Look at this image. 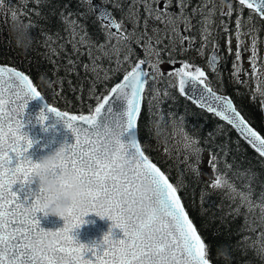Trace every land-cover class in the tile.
<instances>
[{"label": "snow or ice", "instance_id": "snow-or-ice-1", "mask_svg": "<svg viewBox=\"0 0 264 264\" xmlns=\"http://www.w3.org/2000/svg\"><path fill=\"white\" fill-rule=\"evenodd\" d=\"M35 2L47 4L51 0ZM191 2L129 0L125 13L126 24L123 17L116 18L107 8L111 0H100L99 5L92 4L91 0H78L82 6L87 3L92 13L96 14L105 36L103 43L91 40L86 25L80 23L83 14L73 18L72 13L61 12L65 30L70 28L67 43L72 45L77 56L85 54L89 57V63H84L82 67L85 73L93 76L89 98L95 100V106L87 105L88 114H83V109H80L78 115L61 111L48 103L44 106L71 129L75 142L63 144L62 165L76 174L86 188L83 204L70 210L63 218L64 226L55 231L41 227L37 217L38 204L45 198L39 187L38 191L29 192V196L34 197L30 203L27 197L22 201L13 191V186L18 182L23 187L31 185L35 179L33 173L38 163L27 155L34 141L23 131V118L28 102L43 96L29 75L16 67L0 65V264H213L210 245L206 243L180 194L181 182H173L170 174L162 170L147 153L146 145L150 137H140L142 101L147 100L150 124L152 116L160 111L159 106L170 98L167 91L161 98V94L150 87L149 91L153 95L148 99L145 85L150 80L154 82L157 76L162 78L164 75L159 68L164 62L159 47L164 39H168L165 47L172 46L171 51L176 50L177 36L182 37L181 44L187 41L188 48H191L195 38L184 33L194 29L193 19L200 16L198 23L201 25V37L207 42L211 36L213 17L217 13L229 18L234 13L236 15L237 62L241 59L243 37L253 34L249 62L255 78L259 72L258 33L264 27L253 23L248 32L243 29L257 17L264 20V0H199L198 6L192 7L189 12ZM3 5L4 0H0V7ZM113 8L124 11L119 2ZM245 10L249 13L247 20L243 17ZM52 14H55L54 10ZM36 15L40 16L41 13L37 11ZM11 16L14 23L17 12L13 11ZM128 25H131L130 29ZM25 26L26 29L40 27L31 20ZM224 31H229L227 25ZM41 34L47 40H52V36L43 28ZM227 44L231 54L230 38ZM133 45L142 48L144 58L137 55ZM217 49L218 45L208 60L213 72L217 71L216 64L220 60ZM51 51L55 52L56 49ZM171 51L168 53V62L174 64ZM152 58H155V63ZM103 60L108 61V67L101 64ZM68 65V71H75L77 61L69 58ZM145 67L151 71H146ZM233 68L235 81L244 83L239 78L241 66L234 63ZM121 71L122 80L112 87L105 84L101 91H97V84H104ZM168 75L177 79L181 95H187L198 107L226 121L260 157H264V135L245 119L229 96L217 94L213 90L208 75L201 67L183 61L179 68L173 67ZM80 90L83 91L82 86ZM257 93L261 97L264 118V90L257 87L252 96L253 102ZM160 118L163 119V116ZM46 119L45 112L41 111L39 122L43 124ZM180 119L183 122V117ZM144 127L145 131H151L147 125ZM184 139L185 151H191L195 157V164L188 165L189 170L198 178L200 171L195 165L199 164L203 150L197 147L198 141L187 132L184 133ZM217 160L216 154H211L208 165L216 178L210 187L226 191L235 205L229 212L233 221L243 218L236 234L258 232L255 239L251 235L243 236L236 247L244 255L252 250L254 256L264 264V193L258 201L253 199L251 186L258 174L251 169L243 170L248 182L238 189L225 173L219 172ZM227 166L231 168V165ZM59 171V168H54L52 174L57 175ZM145 183L151 185L154 194L137 196V186ZM204 198L202 190V203ZM89 213L107 217L112 221V227L123 232L124 238L114 240L109 231L101 244H81L72 233L80 227L81 218ZM48 237L53 241L50 246L43 243ZM246 264H251V261Z\"/></svg>", "mask_w": 264, "mask_h": 264}, {"label": "trees", "instance_id": "trees-1", "mask_svg": "<svg viewBox=\"0 0 264 264\" xmlns=\"http://www.w3.org/2000/svg\"><path fill=\"white\" fill-rule=\"evenodd\" d=\"M117 1L125 4V0ZM198 4L199 0H192L190 6L196 7ZM107 6L119 19L118 10L113 8V4L108 3ZM53 10L55 14H52ZM13 11L17 12L14 23L11 16ZM37 11L41 13L40 16L36 15ZM61 12L72 13L73 18L83 14L80 23L86 25L91 40L97 43L104 42L102 25L87 3L82 6L78 0H51L47 4H37L35 0H4V5L0 7V63L16 67L29 75L43 97L59 109L79 114L78 110L83 109V114H88L87 105L95 106V100L89 98L93 76L91 73H85L82 67L84 63H89V57L85 54L77 56L72 50V45L67 43L70 28L65 30ZM30 20L40 27L27 29L22 37L13 31L17 23L28 25ZM256 21L263 27L262 21ZM41 28L52 36V40H47L41 34ZM57 33L59 35H56ZM61 44L64 45L63 48L60 47ZM133 47L137 55L144 58L143 50L136 45ZM51 49L56 51L53 52ZM69 58L77 61L75 71L67 70ZM101 64L109 66L107 60L101 61ZM122 76L121 71L104 84H97V91H101L105 84L112 87ZM170 84L175 85L172 78L157 76L154 82L150 80L146 85L145 96L148 99L153 95L149 91L150 87L156 89L161 98L165 91L170 95V98L159 106L160 111L152 116L150 124L147 100L142 103L140 137H150L146 145L147 153L162 170L170 174L173 182H181L180 194L206 243L210 245L213 264H246L247 261H251V264H261L252 250L244 255L236 247L243 236L251 235L255 239L258 232L236 234L243 218H236L233 221L229 212L235 205L226 195V191L210 187L216 174L208 165V161L211 154L215 153L218 158L217 169L225 173L228 180L238 189L243 188L248 182L243 170L251 169L258 174L251 185L253 199L258 201L264 193V159L250 149L232 128L198 109L180 96L176 85L172 87ZM81 86L83 91L80 90ZM222 87L220 92L230 95L245 119L264 135L262 112L248 99L244 90L237 87L239 93L235 95L233 92L231 94L230 90L233 87L229 86V83ZM145 125L150 128V132L145 131ZM185 132L195 138L198 141L197 147L203 150L199 164L195 165L200 171L198 178L188 167L189 164H195V157L191 151H185ZM227 165H231V168ZM202 190L205 193L203 203ZM222 220L225 223L222 224Z\"/></svg>", "mask_w": 264, "mask_h": 264}, {"label": "water", "instance_id": "water-1", "mask_svg": "<svg viewBox=\"0 0 264 264\" xmlns=\"http://www.w3.org/2000/svg\"><path fill=\"white\" fill-rule=\"evenodd\" d=\"M91 3L96 4V5L100 4L97 0H92ZM212 53L210 54V56L212 55ZM181 62L183 61H174V64H168L167 66L163 67L162 72L164 74H168V72L173 67L179 68ZM0 65H5V64H0ZM6 66H9V65H6ZM122 78L120 80H122ZM176 87L179 92L177 79H176ZM217 94L225 95L221 93H217ZM181 96L189 100L198 109L206 112L207 114L214 116L220 122L232 128L231 125L227 124L226 121L222 120L220 117L216 116L214 113L208 112L206 109H202L198 107L196 104L192 102L191 99L188 98L187 95H181ZM46 103L50 104L44 98H39V97L36 99L30 100L28 102L27 108L25 109V114L23 118L25 122V128L23 129V131H26L29 134V137L34 141L33 147L29 149L27 155H29L32 158V160L36 162H38L42 156L55 151L61 145L66 144V143L71 144L75 142V137L71 129L67 128L64 122L60 120L58 117H56L54 113L47 111V109L44 107ZM41 111H44L47 116V119L43 122V124H41L38 120V116ZM61 111H65V110H61ZM69 113L78 115L77 113H71V112ZM232 129L239 136V138L243 142H245L255 152V150L242 137H240L239 133L234 128ZM261 158L264 159V157H261ZM13 191L17 193V195L22 201L25 200V198L27 197V202L30 203L31 200L34 199V197L29 196V192L38 191V181L34 179V182L31 185H24L23 187L18 182L16 185L13 186ZM37 217L40 220L41 227H43L45 230L55 231L64 226L63 218H59L55 216L45 217L42 213H38ZM84 219L87 223L81 225L77 229H74L72 233L73 236L81 244H85L89 246H92L93 244H101L103 241L104 235L108 233L109 231H111L112 239L114 240H120L124 238L123 232L119 228L112 227V221L109 220L107 217H104L102 219L94 213H89L87 216L84 217Z\"/></svg>", "mask_w": 264, "mask_h": 264}, {"label": "rangeland", "instance_id": "rangeland-1", "mask_svg": "<svg viewBox=\"0 0 264 264\" xmlns=\"http://www.w3.org/2000/svg\"><path fill=\"white\" fill-rule=\"evenodd\" d=\"M125 0V4H123V12H119L120 15L124 18L125 23L127 24V16L125 15L128 6H129V1ZM116 2H119L117 0H113L112 4H115ZM248 11L245 10L243 13V17L245 20L248 18ZM201 19L200 16H196L193 19V22L195 23ZM235 20H236V15L235 13L233 14L232 17H225L221 16L219 13H217L213 17V24L210 29L211 31V36L209 37L208 41L205 42L202 37H201V25L198 23L197 27L195 28V34H191V37H194V47H195V57L196 59H202L204 56L205 49L208 48L209 46H214L216 47L218 45V48L222 51V59L223 63L217 68V71L215 73H211L213 76H211V81L210 84L212 87H214L216 90H222L223 85L226 83H229V86H232L233 88L230 90L231 94L232 92L235 95H238L239 91L236 89L239 87L240 89L244 90L245 95L248 97L249 100H252L253 93L256 92L257 87L259 86L260 89L264 90V30L260 33H258V43H257V48H258V62H257V67L259 69V72L257 76L254 78L252 75L253 69L250 64V57L252 56L251 52V45H252V40H253V34L249 33L248 35H245L243 37V46L241 49V59L239 62L236 61V51H237V37H236V25H235ZM254 22L250 21L246 24L245 28L243 31L248 32L249 29L252 28V24ZM227 25L228 27V32L224 31V27ZM128 27L131 28V25H128ZM161 28H163V25H160ZM151 34V33H150ZM231 39V54H229L228 47L229 45L227 44V41ZM182 37H175V46H178L180 43ZM168 40V39H164ZM186 44L188 45V42L185 41ZM168 45V44H167ZM159 47L162 49L165 47V45ZM170 48L172 46H169ZM193 50V46L191 47ZM190 48V49H191ZM163 50V49H162ZM163 52V51H161ZM152 62L155 63V58H152ZM238 63L242 71L240 73V80H242L244 83H237L235 81V78L233 77L232 73L234 71L233 64ZM162 65H160V68ZM247 73V75L245 74ZM215 74V76H214ZM255 107L258 110H261L262 105H261V97L257 93L255 96V101H254ZM264 120V118H263Z\"/></svg>", "mask_w": 264, "mask_h": 264}, {"label": "clouds", "instance_id": "clouds-1", "mask_svg": "<svg viewBox=\"0 0 264 264\" xmlns=\"http://www.w3.org/2000/svg\"><path fill=\"white\" fill-rule=\"evenodd\" d=\"M26 30V26L20 23L13 27V31L19 33L21 37ZM63 158L64 149L61 145L55 151L42 156L37 162L38 167L34 169L33 175L38 181L39 189L42 190L45 196L38 204L39 213H42L45 217L64 218L70 210H75V208L81 206L86 199L85 186L76 174L62 165ZM54 168L60 169L59 174H52ZM135 191L137 196H151L154 194L153 188L147 183L137 186ZM84 217H82L81 225L87 223ZM52 242V238L48 237L43 243L50 246Z\"/></svg>", "mask_w": 264, "mask_h": 264}, {"label": "flooded vegetation", "instance_id": "flooded-vegetation-1", "mask_svg": "<svg viewBox=\"0 0 264 264\" xmlns=\"http://www.w3.org/2000/svg\"><path fill=\"white\" fill-rule=\"evenodd\" d=\"M191 9H192V6H189L188 11L191 12ZM174 11H176L175 8H174ZM121 17L122 16H120V18ZM193 24L195 25L194 29L190 33H184V35H191V34L196 35L194 31H195V28L197 27L198 23L197 22L195 23V21H194ZM129 29H130V27H129ZM181 30H183V25H181ZM175 42H176V40H175ZM167 44H168V40H164V42L162 43V46L167 45ZM175 48H176L175 51H171L170 47H167V48L163 47L162 48L163 54L166 56V59H167L166 62H168V53H169V51H171V56L173 57L174 61L184 60V61H188L194 65H199L207 72V75L209 77L213 76L211 73H215V72H213L211 68L209 69L208 59H209L210 52H212L214 50V48H216V47L209 46L208 48H206L203 58L198 59V60L196 59L195 54H194V51H195L194 46H193V50H192V48L191 49L188 48V45L186 44V42H184L182 45L179 44L178 46H175ZM185 48H187L188 50L184 51ZM217 50L219 53L220 60L216 64V69L223 63L222 51L219 48ZM165 63H161V64H165ZM214 76H215V74H214Z\"/></svg>", "mask_w": 264, "mask_h": 264}, {"label": "bare ground", "instance_id": "bare-ground-1", "mask_svg": "<svg viewBox=\"0 0 264 264\" xmlns=\"http://www.w3.org/2000/svg\"><path fill=\"white\" fill-rule=\"evenodd\" d=\"M236 106V105H235ZM254 127V126H253ZM255 128V127H254ZM256 129V128H255ZM257 130V129H256Z\"/></svg>", "mask_w": 264, "mask_h": 264}]
</instances>
